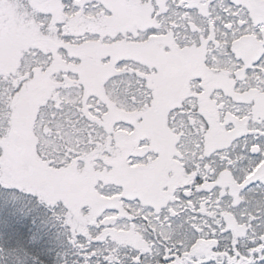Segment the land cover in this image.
Segmentation results:
<instances>
[{
  "label": "snow or ice",
  "instance_id": "6c2138e0",
  "mask_svg": "<svg viewBox=\"0 0 264 264\" xmlns=\"http://www.w3.org/2000/svg\"><path fill=\"white\" fill-rule=\"evenodd\" d=\"M0 203L16 264H264V0H0Z\"/></svg>",
  "mask_w": 264,
  "mask_h": 264
},
{
  "label": "trees",
  "instance_id": "16d2710c",
  "mask_svg": "<svg viewBox=\"0 0 264 264\" xmlns=\"http://www.w3.org/2000/svg\"><path fill=\"white\" fill-rule=\"evenodd\" d=\"M16 214V211L11 209L10 206L0 203V264H16L14 257L10 254L9 247H7L10 239L11 225L12 223L17 222L13 219ZM23 218L28 221V230L32 231L36 227L33 218L31 216H25ZM45 231L52 233V236L49 237L48 235H45L44 237L45 256L43 264H57V248L54 243L55 227L49 225Z\"/></svg>",
  "mask_w": 264,
  "mask_h": 264
}]
</instances>
